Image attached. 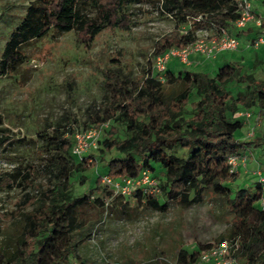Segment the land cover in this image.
I'll use <instances>...</instances> for the list:
<instances>
[{"label":"trees","instance_id":"16d2710c","mask_svg":"<svg viewBox=\"0 0 264 264\" xmlns=\"http://www.w3.org/2000/svg\"><path fill=\"white\" fill-rule=\"evenodd\" d=\"M86 2L95 7L91 17L83 12ZM138 2L29 0L20 22L3 45L0 74L16 72L28 57L26 47L30 42L47 35L75 31L77 40L88 44L103 27L128 29L130 20L125 7ZM161 12L174 15L175 28L155 41L153 57L192 42L198 26L231 27L238 15L233 0H162ZM187 22H191V28L180 33L179 24ZM157 74L160 73L154 74L152 67H147L139 79L133 80L131 72H124L121 66L107 67L103 72L101 99L93 101L81 119H73L62 131L65 118L59 117L37 131L36 139L46 149L37 168L46 175L48 185L34 195H26L32 205L30 209L24 205L12 215L13 232L0 236V264H86L79 247L90 238V233L79 237L84 231L75 229V208L89 197L73 195L70 178L75 171L86 170L93 164L85 165V156L79 162L74 161L76 156L71 149L77 124L99 128L109 120L121 125L128 136L119 138L112 126L108 131L110 137L101 141L104 149H115L121 155L105 163L108 176L123 179L148 169L152 175L159 177L162 172L168 179L183 174L194 184L195 194L203 187L212 189L223 196L226 209L235 216L229 240L236 242L233 254L242 258L238 264H264V210L258 205L259 185L256 181L253 188L243 186L234 190L225 185L235 179L229 172V155L244 149H264V130L241 141L234 135L244 124L236 115L240 111L252 109L255 115L264 118V79L242 73L238 62L223 64L213 76L203 71L185 69L174 74L165 70L162 82L157 80ZM232 82H244L245 86L232 95L225 88ZM192 93L197 97L195 100H190ZM186 106L190 108L188 115L183 111ZM7 130L0 126V134ZM3 140L0 135V144ZM177 147L183 150L181 156L175 154ZM156 166L160 172H156ZM30 171L34 174V170ZM18 173L16 168L11 176ZM28 176L26 173L24 179ZM176 181L172 182L170 192L174 191ZM8 184V178H0V187ZM105 188V193L111 196V191ZM143 196L139 191L134 193L138 201ZM145 202L153 204L156 200L147 196ZM245 209L250 212L244 216L241 213ZM201 251L202 246L192 251L179 247L175 264H195ZM148 262L166 264L155 258Z\"/></svg>","mask_w":264,"mask_h":264},{"label":"rangeland","instance_id":"374dc122","mask_svg":"<svg viewBox=\"0 0 264 264\" xmlns=\"http://www.w3.org/2000/svg\"><path fill=\"white\" fill-rule=\"evenodd\" d=\"M161 2L140 0L128 4L125 10L129 14V28L103 27L88 44L79 42L75 31L31 41L26 47L28 57L18 70L0 74V126L8 129L0 134L4 137L0 144V178L9 179L8 185L0 187V236L13 232L11 217L17 210L24 205H27L25 209L32 207L26 195H34L48 185L46 175L37 168L46 152L36 139L37 131L44 128L46 122L53 123L59 117L65 118L62 131L73 119H81L88 106L101 99L103 72L107 67L119 65L124 72H131L133 80L139 79L147 67H152L154 74L157 72L153 68L152 56L155 41L175 28L174 15L161 12ZM28 3L29 0H0V54ZM252 5L254 13L264 21V0L253 1ZM82 9L88 17L95 12L91 2L84 3ZM190 23H180L178 31L184 33L191 28ZM212 32L209 24L198 26L194 29V37ZM253 32L245 37L249 31L233 30L238 37V47L215 58L197 63L192 61L185 66L176 57H171L164 71L177 74L186 69L213 76L223 64L238 62L242 73L264 79V44L252 45L251 38L256 35V29ZM164 71L156 75L157 80L164 81ZM244 86V82H232L225 88L235 95ZM196 98L194 93L190 95V100ZM183 111L188 115L189 106ZM254 122L257 123L255 133L260 134L264 130V118L256 120L254 117ZM112 126L116 127L119 138L128 136L113 120L100 125L82 155V159L86 157L85 165L93 166L75 171L70 178L72 194L89 197L87 202L75 208V229L84 231L79 237L90 233V238L82 241L79 247V254L86 264H150L148 261L154 258L157 262L160 259L166 264H175L179 247L192 251L202 246L204 250L230 239V225L235 216L226 209L223 196L207 187L195 194L194 184L183 174L168 179L156 166L159 177L151 175L158 182L159 193L151 196L156 200L153 204L145 202L147 196L143 194V200L138 201L135 192L106 194L104 188L113 193V187L103 181L105 163L121 156L115 149L106 150L101 144L104 137H110L108 131ZM90 128L79 123L76 132L86 133ZM251 128L243 124L235 131V138L240 141L248 138ZM182 151L177 147L175 154L181 156ZM252 152L260 169L264 170V149L256 148ZM73 159L76 162L82 160L80 157ZM16 168L19 173L12 177ZM250 170L249 165L245 170L240 168L234 174V182L225 185L231 190L257 186ZM26 173L29 176L24 179ZM175 180L174 191L170 192ZM96 198L98 202L94 201ZM249 212L250 209H245L241 214L245 216ZM236 256L238 263H242V258Z\"/></svg>","mask_w":264,"mask_h":264},{"label":"built area","instance_id":"2783aa9c","mask_svg":"<svg viewBox=\"0 0 264 264\" xmlns=\"http://www.w3.org/2000/svg\"><path fill=\"white\" fill-rule=\"evenodd\" d=\"M237 6L238 15L231 22L234 31H244L249 25L256 29V35L251 38L254 47L264 44V21L254 13L253 1L256 0H233ZM195 20H199L196 17ZM212 33L209 35H201L192 42L183 47H171L162 54L154 56L153 68L162 73L165 69L167 61L171 57H176L181 63L190 64L192 55L201 54L206 59L215 58L224 51H232L238 47V37L230 32L229 27L215 28L210 24ZM254 113L250 110H244L237 113L238 116H244L245 121ZM98 128L91 127L86 133H75L74 142L71 152L76 157L82 159L83 153L87 150L88 144L91 143L90 138L96 136ZM255 133V126L247 133L252 136ZM245 151L232 154L227 157V164L231 174H237L240 168L246 167L249 159L255 163L252 173L256 176V181L260 188V198L258 200L259 207L264 210V170L260 169L259 162L252 156H248ZM103 181L113 187V193L131 194L139 191L145 196H153L159 193L158 182L153 178L148 169H143L136 176L126 177L124 179L111 178L107 174L103 176ZM237 249L236 242L231 240H222L208 249H204L198 256L195 264H238L237 256L233 253Z\"/></svg>","mask_w":264,"mask_h":264},{"label":"crops","instance_id":"0c3cea01","mask_svg":"<svg viewBox=\"0 0 264 264\" xmlns=\"http://www.w3.org/2000/svg\"><path fill=\"white\" fill-rule=\"evenodd\" d=\"M257 1H259V0H257ZM253 26L252 25H249L245 30H244V32H246V31H249V33L248 34H246V36L245 37H247V36H249L250 34H252V33H254L253 32ZM230 32H232L234 29L232 28V27H230ZM255 30V29H254ZM201 59V60H200ZM204 60H207L205 57H203L201 54H198V53H195V54H193L192 55V61H193V63L195 62V63H197V62H201V61H204ZM205 64V63H204ZM185 66H187V65H189V64H184ZM240 117H243L242 119H243V121H244V124H246L247 126H255V124H257V123H255L254 122V117H255V119L256 120H259L260 119V117L258 116V115H255V114H253L252 116H251V118L247 121V122H245V119H244V116H240ZM243 151H245V152H247L248 153V151H250V153H249V155H252L253 157L255 156L254 155V152H252V150H250V149H244ZM250 166L251 167V174L250 175H252V176H254V178H256L255 177V175H253L252 174V171L254 170V167H255V163H253L250 159H249V161H248V163H247V165H246V167H243V168H241V169H243V170H245V169H247V166Z\"/></svg>","mask_w":264,"mask_h":264}]
</instances>
